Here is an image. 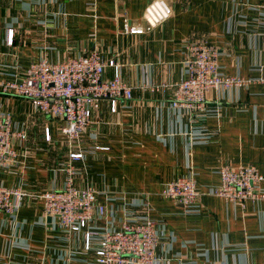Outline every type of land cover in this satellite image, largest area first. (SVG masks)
I'll return each mask as SVG.
<instances>
[{
  "label": "crops",
  "instance_id": "1",
  "mask_svg": "<svg viewBox=\"0 0 264 264\" xmlns=\"http://www.w3.org/2000/svg\"><path fill=\"white\" fill-rule=\"evenodd\" d=\"M151 1L0 0V81L43 59L98 50L115 58L132 88V100L119 102L116 113L103 101L78 140L62 135L63 123L28 100L0 92V115L9 114L13 130L27 136L14 140L23 158L17 169L0 168V186L30 195L16 216L0 213V264L93 258L83 235L64 236L35 198L64 187L73 153L83 155L73 164L75 185L92 188L106 208L90 227L118 229L126 217L146 214L163 234L160 264H264V201L240 207L211 193L222 166L253 165L264 174V84L210 89L201 119L170 105L172 86L186 77V48L196 41L219 50L223 76H264V18L255 11L262 0H165L172 9L167 21L140 36L123 34L125 21L145 26ZM111 76L106 69L104 78ZM154 85L165 89L152 91ZM186 176L198 191L190 209L161 196L166 183Z\"/></svg>",
  "mask_w": 264,
  "mask_h": 264
},
{
  "label": "built area",
  "instance_id": "2",
  "mask_svg": "<svg viewBox=\"0 0 264 264\" xmlns=\"http://www.w3.org/2000/svg\"><path fill=\"white\" fill-rule=\"evenodd\" d=\"M255 11L264 18V0ZM171 15L172 9L165 0H153L143 14L145 26L129 25L125 21L123 34L143 35L167 21ZM12 42L13 31L8 30L6 45L11 47ZM186 50V77L172 86L170 105L174 109H186L201 119L207 114L205 97L210 89L264 84V76L249 79L223 76L218 64L219 50L205 41L190 43ZM106 69L112 70L111 78H104ZM150 89L159 91L165 86L154 85ZM0 92L26 99L35 110L60 120L63 123L60 132L69 140L80 138L103 101L108 102L111 112L116 113L119 102L124 104L132 100V88L122 81L120 65L114 57L106 58L98 50L56 63L44 59L31 63L23 76L14 74V80L0 81ZM26 137L25 132L13 130L9 114L0 115L1 169L18 168L24 152H18L13 142L15 139L24 142ZM49 138L46 129L45 139L49 141ZM82 158L81 153L69 155L70 161L64 165L66 178L62 189L35 197L41 201L44 215L56 219L64 236L83 235L84 250L93 252V258L86 264H160L156 250L164 243L163 234L148 215L126 217L118 229L106 228L100 232L90 227L96 215H106V208L98 203L92 188L75 185L73 164ZM218 177L219 183L211 191L213 196L240 207L247 202L264 201V174L255 166L232 168L225 165L219 168ZM161 196L186 209L195 207L198 197L195 180L191 176L178 177L164 185ZM27 197L30 195L20 188L0 186V213L16 216ZM73 262V257L66 258V264Z\"/></svg>",
  "mask_w": 264,
  "mask_h": 264
},
{
  "label": "rangeland",
  "instance_id": "3",
  "mask_svg": "<svg viewBox=\"0 0 264 264\" xmlns=\"http://www.w3.org/2000/svg\"><path fill=\"white\" fill-rule=\"evenodd\" d=\"M84 132V131H83ZM81 136V135H80Z\"/></svg>",
  "mask_w": 264,
  "mask_h": 264
},
{
  "label": "water",
  "instance_id": "4",
  "mask_svg": "<svg viewBox=\"0 0 264 264\" xmlns=\"http://www.w3.org/2000/svg\"><path fill=\"white\" fill-rule=\"evenodd\" d=\"M49 219H50V217H49Z\"/></svg>",
  "mask_w": 264,
  "mask_h": 264
}]
</instances>
